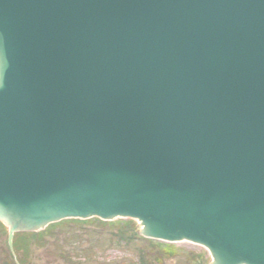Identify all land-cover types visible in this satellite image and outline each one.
Segmentation results:
<instances>
[{"label": "water", "instance_id": "obj_1", "mask_svg": "<svg viewBox=\"0 0 264 264\" xmlns=\"http://www.w3.org/2000/svg\"><path fill=\"white\" fill-rule=\"evenodd\" d=\"M92 216L264 264V0H0L8 243Z\"/></svg>", "mask_w": 264, "mask_h": 264}, {"label": "rangeland", "instance_id": "obj_2", "mask_svg": "<svg viewBox=\"0 0 264 264\" xmlns=\"http://www.w3.org/2000/svg\"><path fill=\"white\" fill-rule=\"evenodd\" d=\"M97 222L53 227L41 239L31 242L26 259L23 256L24 264H139L137 258L142 261L146 255L153 258L158 254L157 245L136 235L137 223L131 221L127 228L119 230L109 228L107 223L108 229L100 227ZM126 231L135 238L122 240ZM171 245L175 253L172 258L166 257L164 264H206L209 260L207 251L201 246L188 242ZM5 248L6 231L0 226V264H12V258L6 253L5 258L1 252L7 251ZM23 252L21 250L19 255Z\"/></svg>", "mask_w": 264, "mask_h": 264}, {"label": "trees", "instance_id": "obj_3", "mask_svg": "<svg viewBox=\"0 0 264 264\" xmlns=\"http://www.w3.org/2000/svg\"><path fill=\"white\" fill-rule=\"evenodd\" d=\"M71 222H72L73 224H77V221H71ZM65 223H67V222H65ZM31 235H33V234H18V235L16 236V239H15V243H17L16 248H17V246H18V247H19V246H21V247H23V246H27L28 244H27V243H24V242H28V241H27L28 239H33V240L38 241L39 239H41V238L43 237L42 233H37V234L34 235L33 237H29V236H31ZM23 243H24V244H23ZM161 251H162L163 253H165V254L169 253V249H167V248H162Z\"/></svg>", "mask_w": 264, "mask_h": 264}]
</instances>
